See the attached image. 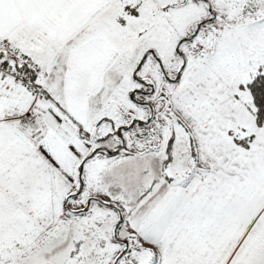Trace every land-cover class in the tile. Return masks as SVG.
<instances>
[{
    "label": "snow or ice",
    "instance_id": "6c2138e0",
    "mask_svg": "<svg viewBox=\"0 0 264 264\" xmlns=\"http://www.w3.org/2000/svg\"><path fill=\"white\" fill-rule=\"evenodd\" d=\"M0 264H264V0H0Z\"/></svg>",
    "mask_w": 264,
    "mask_h": 264
}]
</instances>
